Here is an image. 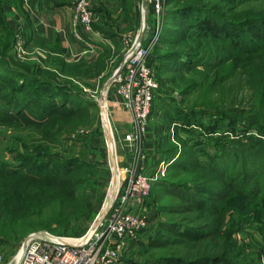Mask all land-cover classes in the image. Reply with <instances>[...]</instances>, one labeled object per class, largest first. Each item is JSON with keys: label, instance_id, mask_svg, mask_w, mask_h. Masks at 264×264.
Instances as JSON below:
<instances>
[{"label": "rangeland", "instance_id": "obj_1", "mask_svg": "<svg viewBox=\"0 0 264 264\" xmlns=\"http://www.w3.org/2000/svg\"><path fill=\"white\" fill-rule=\"evenodd\" d=\"M68 1L72 3L75 0ZM97 2L94 1L92 5L89 0V6L94 14L95 11L98 12L100 22H102V16L106 22L111 20L120 25L122 30H119L118 35L121 36L115 38L114 41L119 45L122 44V50L125 46V39L133 38L138 32L141 34L148 32L143 43L150 46L149 55L155 70L162 60L160 56L169 52L180 53L184 57L176 63L177 65H172L173 67L179 68L184 66L183 64H192L191 69L180 73L177 70H167L171 67L168 66L165 71L163 69L159 71L160 73L158 72L160 83L156 90L154 103L162 111L147 120V126L142 130V137L139 140L128 141L125 139L127 132L124 134L125 141L120 142L111 120L112 95L120 107L123 106L115 92V84L107 85V80L118 65L112 66L113 71L107 70L104 75H101V71L95 76L94 73L98 68L96 65L95 67L91 65L95 62L86 63L93 69L84 71L81 67L73 66L77 63L50 54L51 59L61 58L64 63L72 66L70 69L73 74L54 73L57 79L51 85L61 92V99L66 96V93L69 96L67 101L62 99L65 101L62 105H58L52 112L48 111L47 115L39 119L45 112V108L39 101H31L34 98L31 90L22 89L15 94L18 104L26 103L29 109L26 115L24 114L23 117L17 115L19 116L18 121L9 119L7 122L0 118V162L11 163L7 165L11 168H21L18 176H28L23 180L14 179L16 181L6 178L4 184L1 185L4 192L2 205L4 209L11 211L10 219L15 223L14 230L18 232L16 237L9 239L0 235V254L6 258L19 249L23 237L39 229L64 231L62 235L65 236H81L101 211L112 182L105 120L101 114L102 104L105 105V115L111 126L117 171L127 166V163L122 161L124 157L122 154L129 155L128 153L131 152L139 158L142 152L145 157L147 154L148 156L152 154L151 161L154 160L153 156L159 158L158 162L160 161L164 166L161 178H169L168 184L172 188H177L182 184L186 187L193 185L213 189L218 186L217 180L209 173L211 170L199 166L200 160L210 161L209 157L212 154L222 150L231 151L233 160H235V150L240 151L246 145L252 148L258 147L264 156V119L250 115V112L253 113L252 108L264 112V103L250 100L242 105H224L223 97L229 95L230 90L226 88V85H234L233 77L228 78L227 76L234 72L233 69L239 57L229 55L231 53L229 48L222 43L199 35H190V32L186 30V25L190 22L181 24L173 21L169 17L171 16V5L166 0H146L145 8L142 0H101L98 4ZM157 2L161 7L159 11L153 10ZM258 2L261 4V0ZM13 3L14 0H6V5H0V21L4 18L8 28L13 31L14 43L9 50L10 56L8 55L10 66L26 70L24 65H29L27 69L29 73L33 64L43 70L54 71V66L46 65L48 55L45 54V50L36 48L32 41L25 42L22 31L25 29L15 26L22 14L19 6ZM22 6L25 12H29L24 4ZM112 9H118L119 12L114 19L107 15V12L110 13ZM73 12L72 8V15ZM145 13L147 19L146 24L143 25ZM166 16L168 20L165 21ZM170 22H172L171 33L174 41L176 40L175 45L166 42L163 38L166 32L164 25ZM177 23L180 24L176 25ZM157 31V40L152 43V36ZM37 45L41 44L37 43ZM32 47H35V50H32ZM115 49L110 50V54L105 52L108 57L104 62L100 59L99 66L108 65L109 56L115 55ZM119 59L120 57L117 61L115 59V62L118 63ZM263 59L264 55L260 60ZM165 62L169 63L168 65L173 63L168 60ZM220 62H222L220 66L226 67L223 74L218 73L217 68L221 67H216V64ZM242 71L247 77L248 71L245 68ZM206 81H212L210 96H208L209 89L204 93L193 91V84L197 85ZM214 82H217L215 87H213ZM16 84H18L17 81L0 78V117L14 111L13 103L10 104L8 100L14 93ZM243 94L247 95L249 92L245 90ZM181 99L184 100V105L178 104ZM103 100L106 102L103 103ZM204 100H210L213 106L203 108L186 103V101L191 103ZM39 120H44V123L36 127L35 123ZM159 141L163 143L158 147ZM146 144L148 145L145 147ZM165 147L176 148L178 151L174 154V150H169L171 152L163 154L161 150ZM179 153L181 161L179 160L178 164L184 168L176 164L171 167L173 169L169 170L168 164L178 158ZM16 158L20 159L22 164L17 165L18 161H14ZM220 161L225 160L220 159ZM154 167V164H148L146 160L145 169L142 171L147 175H152ZM195 181L198 183H194ZM158 189L154 185L141 209L147 215V226L137 233L136 239L128 241V248L122 254V260L132 256V260L135 259L137 264H144L146 260L148 264H159V261L151 257L149 253L162 254L164 251L147 247V234L158 225L156 219L161 215L159 208L167 203L177 202V198L169 195L163 197ZM38 191L51 192V195L42 197ZM195 193L200 194L198 191ZM202 195L209 196L210 194ZM17 200L28 203L29 211L20 206ZM243 200L233 197L228 199L225 202L224 215L220 219L217 215L208 216L205 213L199 219L198 223L203 227L202 230L218 228L216 235L211 237L215 242L211 246L212 253L219 255L223 237L227 233L230 235L229 251L222 256L224 262L221 264H264V218L256 219L255 211L251 210V206L259 207L263 201L256 203V201L245 200L244 202ZM162 216L166 217V214L163 213ZM176 217L178 215H172L171 219ZM1 220L2 225L8 224L9 230L8 219L1 217ZM24 223L29 227L23 229ZM220 223L221 225L217 226ZM180 229L183 228L180 227ZM0 230L4 231L6 227H0ZM167 264H182V262L169 259Z\"/></svg>", "mask_w": 264, "mask_h": 264}, {"label": "trees", "instance_id": "obj_2", "mask_svg": "<svg viewBox=\"0 0 264 264\" xmlns=\"http://www.w3.org/2000/svg\"><path fill=\"white\" fill-rule=\"evenodd\" d=\"M166 1L171 5V16L169 17H171L173 21L180 22L181 24L190 22L186 25V30L190 32V35H199L203 38L213 39L216 42L222 43L229 48V52H231L229 55H232V57H239L238 62L234 66V72L227 76L228 78L233 77L232 81L234 82V85H226V88H230V90L228 91L229 95L223 97L224 105H242L250 100H255L256 103H264V59L260 60L264 55V0H261V4L258 0ZM5 3L6 0H0V5H6ZM14 3V5L19 6L21 14L24 16L25 30L23 35L27 42H29V40H34V43H40L45 46L46 40L34 33L31 28L32 25L29 14H27L22 8L23 0H14ZM8 4L12 3L8 2ZM96 12L97 11H95V13ZM107 15L110 17L109 12H107ZM101 20L103 21L102 24L99 22H93V28L95 30H100L104 36H108L112 39L121 36L118 35L120 32L119 30H122L119 27L120 25L113 22H106V19L102 18V16ZM164 20H168L167 16ZM180 23H177L176 25H179ZM171 24L172 22L164 25L166 32L163 38L166 42H171V44L175 45L176 40L174 41V36H172L171 33ZM13 43V31L8 28L3 18V21L2 19L0 21V78L17 81L18 84H16L14 93L11 94L8 100L10 104L13 103L12 107L14 111L0 118L3 120L5 119L7 122H9V119H11V121H18L19 116L23 117L24 114L26 115L29 109L26 107V103L21 105L18 104L15 93L22 89H27V91H32L34 98L31 101H39L41 106L45 108V112L39 118L42 119L48 114V111L52 112L58 105H62L67 101L69 96L65 93L66 96L62 99L66 100L62 101L60 98L61 92L57 91L56 88L51 85L56 81V74L58 72L59 74H73L70 69L72 66L71 64L64 63V60L61 58L51 59L50 54L60 56V50L58 48H53L50 44L46 46L48 51H50L47 54V63L48 65L50 64V66H54V71L43 70L35 64L31 66L32 70L30 73L27 70L30 67L29 65H24L27 71L18 67L10 66L9 50L12 48L11 46ZM115 50L116 55L119 51L118 49ZM105 52L110 54V49L104 51L101 58L91 64L94 67L96 65L98 68L94 73L95 76L96 74H100L105 68L104 65L99 66V63H101L99 60L103 59L102 62H104L105 58L108 57ZM160 58L162 60L157 64V69L155 70L150 55L148 56L149 64L158 82V87L160 83L159 71H163V69L165 71L168 66H171L167 70H177L182 73L189 71L192 66V64H183L184 66L179 68L172 66L177 65L176 63L184 58L180 53L175 54L174 52H169L168 54H163ZM165 60L173 61V63L168 65L169 63L165 62ZM221 63L222 62L216 64V67H221L217 68L218 73L223 74L226 67L220 66L222 65ZM73 66L81 67L84 71H91L93 69L92 66L87 65L86 63H77L73 64ZM243 68L248 71L247 77L242 71ZM50 72L52 73L49 74ZM216 84L217 82H214L213 87H215ZM211 85L212 81H206L198 83L197 85L193 84L192 88L194 92L202 91L203 93L209 89L208 96H210ZM156 90L154 92L148 120L155 115H158V112L160 113L162 111L160 108H157L154 103ZM245 90H247L249 94H243ZM47 91L50 92L46 93ZM251 95L253 96L250 97ZM45 97H47V100H45ZM186 103L190 106L193 105L203 108L213 106L210 100L191 103L186 101ZM178 104L184 105V100L181 99L178 101ZM252 111L254 114L250 112V115L254 116V118L264 119V116H262L264 115L263 110L252 108ZM39 114L40 113H38V115ZM43 123L44 120H39L35 123V126H42ZM162 143V141H159L158 147L161 146ZM169 150H174V154L178 151L176 148L165 147L164 149L162 148L161 153L167 154L168 152H171ZM235 152V160H233V153L231 151L222 150L221 152L212 154L209 157L210 161L203 159L199 161V166L203 169L206 167L211 170L209 173H211V175L217 180L218 186L213 189L193 185L186 187L182 186V184L177 188H172V186L168 184L170 182L168 180L169 178H160L152 184L151 190L154 185H156L159 188L158 191H160L161 196L165 197V195H169L177 198V202L167 203L159 208L161 215L156 219V224L158 225L147 234L146 246L164 251L162 254L149 253L151 257H155L159 261V264H167L169 259H176L181 261L182 264H221L224 262L222 256L229 251L228 243L230 235L228 233L227 235L225 234L222 239V249L220 250V254L216 255L212 253L211 250V246L215 244V242H213L214 238L211 239V237L216 235L215 232L218 228H215L214 230H202L203 227L199 226L198 222H200L199 219L204 213L208 216L217 215L220 219V217L224 215L225 202L231 197L234 199H244V202L245 200L256 201V203L263 201L259 207L256 205L251 206V210L255 211V215L257 216L256 219L264 218V156L262 155V151H259L258 147L252 148L246 145L242 150L238 151L236 149ZM226 153L228 154L225 155ZM179 156L180 153L177 156L178 158H175L168 164V167H170L169 170L173 169L171 167L178 164L179 160L181 161V156ZM220 159H224L225 161L221 162ZM14 161H18L17 165L22 164L21 160L18 158ZM9 164H6L4 161L0 162V218L5 217L9 221V230L8 224L2 225V220L0 221V227H6V230H0V235H4V238L6 239L16 237L18 232L14 230L15 223L10 219L12 216L11 211L4 209L2 205L4 192L1 185L4 184L6 178L13 180H23L28 178V176H18L21 173V168H11L7 166ZM179 167L184 168V166ZM194 183L198 182L195 181ZM195 191H198L200 194H196ZM38 193L41 194L40 196L42 197L51 195V192L42 193L38 191ZM201 194L210 195L201 196ZM17 201L20 206H23L29 211L28 203H22L20 200ZM201 210L203 212H199ZM163 213L166 214V217L162 216ZM172 215H178V217L171 219ZM219 225H221V223L217 224V226ZM28 227V224H23V229ZM180 227L183 229H180ZM46 230L59 235L65 233L64 231L55 232L50 229ZM25 237H23L21 241ZM124 262L125 264H137L135 259L132 260V256L126 258ZM144 264H148V260H146Z\"/></svg>", "mask_w": 264, "mask_h": 264}, {"label": "built area", "instance_id": "obj_3", "mask_svg": "<svg viewBox=\"0 0 264 264\" xmlns=\"http://www.w3.org/2000/svg\"><path fill=\"white\" fill-rule=\"evenodd\" d=\"M160 8L157 2L153 10ZM73 9L71 36L86 52L94 47L90 37L96 33L95 14L89 0H75ZM139 34L125 39L123 65L111 82L121 105L132 114L133 130L125 135L132 142L142 137L158 87L148 61L150 46L137 40ZM157 37L158 31L151 42ZM162 165L159 163L152 175L145 174L138 166L123 167L122 179L117 183L108 210L86 234L65 236L46 229L31 232L12 255L6 258L0 254V264H125L122 254L128 248V241L136 239L137 233L147 226V215L141 209L152 184L163 176Z\"/></svg>", "mask_w": 264, "mask_h": 264}, {"label": "crops", "instance_id": "obj_4", "mask_svg": "<svg viewBox=\"0 0 264 264\" xmlns=\"http://www.w3.org/2000/svg\"><path fill=\"white\" fill-rule=\"evenodd\" d=\"M91 4H94V1L101 0H90ZM104 1V0H102ZM73 3H70L68 0H23V4L25 8H28L32 25V30L37 35L41 36L46 40L45 46L37 45V43H34V40H29L33 42V45L36 46L39 50H45V54H48L50 51L46 48L48 44L52 45L53 48H58L60 50V56L67 59V61L74 62V63H89V62H95L99 58H101L104 51L107 49L113 50V49H119V53H117L114 56H110V60L108 65H105L104 70L102 71L101 75L105 74V71L109 70L111 71L113 68L112 66L119 65L122 62V59L124 57V51L122 50V44L117 45L114 41V39L104 36V34L100 30H95L96 33L91 36L92 43L94 44V47L88 51H83L80 43H78L72 36H71V19H72V8ZM96 14V21L100 22V17L98 16V12ZM119 15L118 9H112L110 10L109 16L110 18H113L115 16ZM18 24L15 23V26L17 28H24L25 25V19L24 16L19 17ZM107 22L112 23L111 20H107ZM28 30V28H27ZM24 33V30H22ZM117 38V37H116ZM25 42H27L26 38L24 39ZM17 42V40H16ZM121 43V42H120ZM35 50V47H32V50ZM121 54V56H119ZM118 57H120V60L118 63L115 62V59L117 61ZM114 62V63H113ZM48 65V63H46ZM112 68V69H111ZM113 71V70H112ZM104 72V73H103ZM112 110H111V117H112V124L114 126L115 132L117 137L119 138L120 142H124V134L127 132H131L133 129V118L132 114L124 109L123 107H120L117 100H115V97L112 95V102H111ZM148 144L145 145V147ZM131 151V150H130ZM129 152V151H128ZM129 155L122 154L124 157L122 159L123 162L127 163V166H138L141 167V169H145L146 166V160H148V164H154V171L157 169L158 158L152 159V154L148 156V154L145 155L141 152V158L134 156L131 152L128 153Z\"/></svg>", "mask_w": 264, "mask_h": 264}, {"label": "water", "instance_id": "obj_5", "mask_svg": "<svg viewBox=\"0 0 264 264\" xmlns=\"http://www.w3.org/2000/svg\"><path fill=\"white\" fill-rule=\"evenodd\" d=\"M142 5L144 6L145 8V5H146V0H142ZM146 13L144 14L143 16V25L146 24ZM148 36V32H144L143 34H139L138 36V41H143L144 39H146ZM123 65V61L119 64L118 66V69L116 71H114L112 73V75L110 76V78L107 80V85H110L113 77L116 75V73L118 72V70L122 67ZM105 107L104 105L102 104L101 106V114L104 116V120H105V129H106V141H107V145H108V150H109V161L111 163V166H112V182H111V190H109V193H108V196L106 198V205L102 207L101 211L96 215L94 221L92 222L91 227H93L97 221L105 214V212L108 210V207L110 205V202L112 200V197L114 195V191L116 189V186H117V181H116V163H117V160H116V156L114 154V141H113V136H112V131H111V126L109 124V121L105 115ZM86 234V233H85Z\"/></svg>", "mask_w": 264, "mask_h": 264}, {"label": "bare ground", "instance_id": "obj_6", "mask_svg": "<svg viewBox=\"0 0 264 264\" xmlns=\"http://www.w3.org/2000/svg\"><path fill=\"white\" fill-rule=\"evenodd\" d=\"M104 102H106V101L103 100V103H104ZM103 105H104V104H103ZM104 106H105V105H104ZM106 117H107V116H106ZM107 119H108V117H107ZM122 176H123V170L119 169V170L117 171V175H116V181H117V183H118L119 180L122 179ZM111 188H112V187H110V190H111ZM106 203H107V202L105 201L104 206L106 205Z\"/></svg>", "mask_w": 264, "mask_h": 264}]
</instances>
